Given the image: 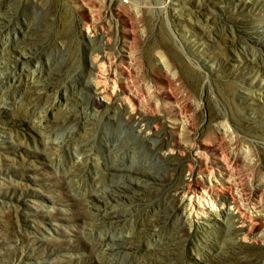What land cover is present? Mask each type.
I'll return each mask as SVG.
<instances>
[{
  "label": "rangeland",
  "instance_id": "1",
  "mask_svg": "<svg viewBox=\"0 0 264 264\" xmlns=\"http://www.w3.org/2000/svg\"><path fill=\"white\" fill-rule=\"evenodd\" d=\"M0 264H264V0H0Z\"/></svg>",
  "mask_w": 264,
  "mask_h": 264
},
{
  "label": "bare ground",
  "instance_id": "2",
  "mask_svg": "<svg viewBox=\"0 0 264 264\" xmlns=\"http://www.w3.org/2000/svg\"><path fill=\"white\" fill-rule=\"evenodd\" d=\"M92 68L94 70H98L97 65L95 66L94 63L92 64ZM99 78L100 76L97 73H92L89 76V78L86 79L85 84H84V89L87 90L91 95L96 96V97L97 96L99 97V95L103 96V97L100 96V98H97V100L95 99L96 101L93 99L94 104H96L98 107L100 106L101 102L105 101L106 98H108V97H105V95L107 96V94L105 95L103 94L105 93V91H103L104 89L100 90L101 89L100 84L103 81L102 82L101 80L99 81L98 80ZM187 201L190 206V212H187V213H189L188 216L191 219V221L193 220L195 222L203 224L205 222H208L212 219L217 218L218 210L216 208L211 207L210 206L211 204L209 205L210 198H209L207 191L198 188L193 192L192 196H190Z\"/></svg>",
  "mask_w": 264,
  "mask_h": 264
},
{
  "label": "built area",
  "instance_id": "3",
  "mask_svg": "<svg viewBox=\"0 0 264 264\" xmlns=\"http://www.w3.org/2000/svg\"><path fill=\"white\" fill-rule=\"evenodd\" d=\"M123 2V1H122ZM124 3H126V2H124Z\"/></svg>",
  "mask_w": 264,
  "mask_h": 264
}]
</instances>
